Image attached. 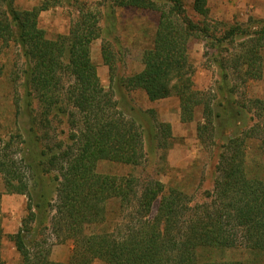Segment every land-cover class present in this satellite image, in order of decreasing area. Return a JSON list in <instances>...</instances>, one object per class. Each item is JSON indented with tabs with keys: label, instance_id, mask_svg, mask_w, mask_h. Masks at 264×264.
Here are the masks:
<instances>
[{
	"label": "trees",
	"instance_id": "1",
	"mask_svg": "<svg viewBox=\"0 0 264 264\" xmlns=\"http://www.w3.org/2000/svg\"><path fill=\"white\" fill-rule=\"evenodd\" d=\"M58 2L43 0L41 6L21 11L13 0H0V41L21 48L29 93L38 106L29 105L27 113L29 143L41 140L40 127L48 128L53 117L67 116L74 127L66 145L49 148L34 184L39 186L44 174L53 177L55 199L47 204V216L37 212L36 208L42 209L40 203L30 204L22 227L9 236L20 264H249L216 260L212 255L239 249L264 253V178L251 177L247 164L249 142H257L264 152V99L251 102V107H234L228 125V118L216 114L206 96L195 89L196 70L189 52L193 38H213L216 45L236 43L240 51L230 59L218 56L224 78L233 72L247 82L261 81L264 20L248 27L234 25L220 38L213 36L205 22L209 0H193L194 14L204 19L196 23L183 0H107L110 8L160 14L153 47L142 57L143 71L126 81L120 79L121 86L142 90L150 102L176 96L183 123L194 121L202 110L201 140L216 138L230 126L232 133L219 155L214 187L203 203L195 204L183 191L161 181L141 183L132 175L97 171L103 161L142 165L144 132L115 99L114 91L102 86L91 58L92 44L103 31L101 12L78 3V17L69 34L52 40L39 27V17ZM103 58L114 71L115 57L109 46L104 45ZM2 72L0 67V76ZM246 115H251L253 125L243 129L240 125ZM17 137L22 135L8 141L0 136V181L7 193L31 197V181L22 175L20 166L26 164L33 171L34 167L25 156L12 152ZM44 230H50L61 244L72 242L68 263L51 261L50 251L40 247ZM2 237L0 230V242Z\"/></svg>",
	"mask_w": 264,
	"mask_h": 264
},
{
	"label": "rangeland",
	"instance_id": "2",
	"mask_svg": "<svg viewBox=\"0 0 264 264\" xmlns=\"http://www.w3.org/2000/svg\"><path fill=\"white\" fill-rule=\"evenodd\" d=\"M58 1L55 7L41 13L39 27L53 40L59 35L69 34L72 23L78 17V3H85L94 10H99L102 15L103 31L101 38L92 44L91 58L97 66L102 86L108 91H114L115 99L127 113L138 120L144 132L146 155L142 165L126 166L103 161L98 164L97 171L119 177L132 175L141 183L158 180L167 187L180 189L193 203H203L206 194L214 187L218 175V158L225 139L232 133L230 126H225L222 134H218L216 138L211 135L201 140L198 136V125L204 123L202 110L197 113L194 121L183 123L180 100L176 96L150 102L142 90L124 89L119 81L120 79L126 81L143 71L142 57L145 51L153 47L160 14L151 10L110 8L107 0ZM183 1L195 23L204 21L194 14L193 0ZM213 1L205 22L212 27L214 37L221 38L225 31L234 25L248 27L254 24L255 21L245 17L242 11L236 12L234 19L226 14L219 16L218 8L221 6L220 2L224 0H219L220 4L218 0ZM13 2L15 8L25 11L41 6L43 0ZM1 8L4 11L5 4H2ZM227 43L216 45L213 38H193L189 43V52L196 70L195 89L203 93L215 113L228 118V125H231L230 114L234 107L239 105L251 107L249 105L251 102L264 99V77L261 81L247 82L243 77L230 72L228 78H224L218 56L221 55V59H230L240 51L236 43L234 45ZM104 45L109 46L114 53V71H111L104 62ZM0 67L3 70L0 76V136L8 141L21 134L22 138L13 139L11 150L25 156L34 167L33 171L26 164L20 166L22 175L31 181V197L7 193L3 182L0 181V230L3 233L0 257L2 264H20V255L9 236L15 235L22 227L24 219L28 216L30 204L40 203L42 209L36 208L37 212H44L43 216H47V204L51 199L52 201L55 199L53 177L44 174L41 176L44 181L36 187L34 184L39 177L38 171L43 168L40 166L41 162H46L47 155H50L49 148H55L61 143L66 145L74 127L67 116L53 117L48 128L40 127L41 140L29 143L27 113L29 105L35 109L38 106L36 100L30 96L26 78L27 61L17 44L0 41ZM66 83L68 85L69 82ZM251 115H246L241 121L240 126L243 125V129L253 125ZM249 143L251 145L247 153V164L250 176L264 178V152L257 142L252 140ZM157 206L155 204L154 214ZM113 208H116V205ZM40 247L50 251L51 261L59 263H68L73 250L71 241L61 244L50 230H44ZM212 257L216 260L264 264V253L251 254L240 249L224 253L215 252ZM93 264L105 263L96 261Z\"/></svg>",
	"mask_w": 264,
	"mask_h": 264
},
{
	"label": "crops",
	"instance_id": "3",
	"mask_svg": "<svg viewBox=\"0 0 264 264\" xmlns=\"http://www.w3.org/2000/svg\"><path fill=\"white\" fill-rule=\"evenodd\" d=\"M212 2L214 1L209 0V7ZM220 3L217 14L221 17L222 14H226L234 19L235 13L242 11L245 17L254 21L264 20V0H224Z\"/></svg>",
	"mask_w": 264,
	"mask_h": 264
}]
</instances>
